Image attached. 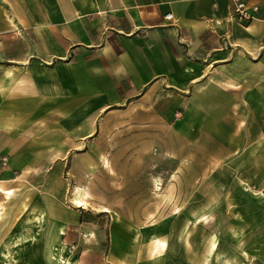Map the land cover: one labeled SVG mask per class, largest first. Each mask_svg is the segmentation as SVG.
Instances as JSON below:
<instances>
[{
  "label": "crops",
  "instance_id": "obj_1",
  "mask_svg": "<svg viewBox=\"0 0 264 264\" xmlns=\"http://www.w3.org/2000/svg\"><path fill=\"white\" fill-rule=\"evenodd\" d=\"M262 103L264 19L241 23L231 0H0V204L18 179L59 177L67 145L120 110L147 115L134 125L145 130L172 114L171 153L186 146L182 160L195 162L198 147L212 165L203 177L218 169L254 186L264 179Z\"/></svg>",
  "mask_w": 264,
  "mask_h": 264
},
{
  "label": "rangeland",
  "instance_id": "obj_2",
  "mask_svg": "<svg viewBox=\"0 0 264 264\" xmlns=\"http://www.w3.org/2000/svg\"><path fill=\"white\" fill-rule=\"evenodd\" d=\"M172 116L145 130L134 125L147 115L102 114L91 137L67 145L59 177L18 179L0 204V264H264V179L203 177L210 165L198 147L195 162L182 160L186 146L171 153ZM74 185L85 206L71 202Z\"/></svg>",
  "mask_w": 264,
  "mask_h": 264
},
{
  "label": "built area",
  "instance_id": "obj_3",
  "mask_svg": "<svg viewBox=\"0 0 264 264\" xmlns=\"http://www.w3.org/2000/svg\"><path fill=\"white\" fill-rule=\"evenodd\" d=\"M232 12L238 21L241 23L249 22L253 19H264V9H261L257 4L248 5L246 0H231ZM262 14L260 16L259 14ZM172 14L168 12L165 15L166 19H171ZM262 113H264V103L261 106ZM9 164V156L7 154H0V173Z\"/></svg>",
  "mask_w": 264,
  "mask_h": 264
},
{
  "label": "bare ground",
  "instance_id": "obj_4",
  "mask_svg": "<svg viewBox=\"0 0 264 264\" xmlns=\"http://www.w3.org/2000/svg\"><path fill=\"white\" fill-rule=\"evenodd\" d=\"M79 187L78 186H74L73 187V191H74V196L72 197V203L75 206H85L86 205V201L85 199H82L81 197L78 196V192H79ZM109 208L106 206H103V210L105 211H109ZM207 219V218H206ZM48 246V245H47ZM53 250V249H52ZM51 251V250H50ZM63 263V262H62Z\"/></svg>",
  "mask_w": 264,
  "mask_h": 264
}]
</instances>
